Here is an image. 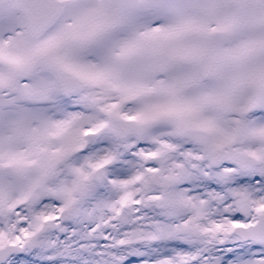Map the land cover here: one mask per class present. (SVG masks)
I'll list each match as a JSON object with an SVG mask.
<instances>
[{
    "label": "snow or ice",
    "instance_id": "6c2138e0",
    "mask_svg": "<svg viewBox=\"0 0 264 264\" xmlns=\"http://www.w3.org/2000/svg\"><path fill=\"white\" fill-rule=\"evenodd\" d=\"M0 264H264V0H0Z\"/></svg>",
    "mask_w": 264,
    "mask_h": 264
}]
</instances>
